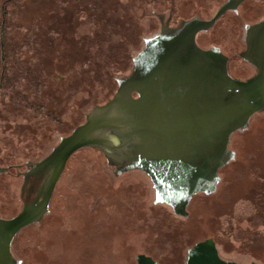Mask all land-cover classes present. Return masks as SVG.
Here are the masks:
<instances>
[{"label":"rangeland","instance_id":"1","mask_svg":"<svg viewBox=\"0 0 264 264\" xmlns=\"http://www.w3.org/2000/svg\"><path fill=\"white\" fill-rule=\"evenodd\" d=\"M224 1L0 0V166L44 158L114 95L145 39L166 22L207 20ZM240 14L227 13L200 43L213 38L232 73L246 77L254 71L235 42L242 23L264 15V0L245 2ZM228 148L233 158L218 171L215 191L192 197L185 216L154 202L143 172H118L99 149L81 148L49 212L17 234L11 251L22 264H136L138 254L184 264L189 247L211 239L226 260L264 264V111L231 135ZM21 184L14 168L0 173V216L21 210Z\"/></svg>","mask_w":264,"mask_h":264},{"label":"water","instance_id":"2","mask_svg":"<svg viewBox=\"0 0 264 264\" xmlns=\"http://www.w3.org/2000/svg\"><path fill=\"white\" fill-rule=\"evenodd\" d=\"M242 1H227L209 20L184 21L175 29L163 26L159 35L145 40L138 56L146 57L144 73L119 82L110 100L94 106L84 123L34 164L36 175L47 176L32 203L12 218L0 217V264H21L11 251L15 237L48 212L55 184L81 148L99 149L108 159L147 173L155 203L169 205L178 215H185L193 195L215 191L219 169L233 158L231 135L264 111V22L248 27L261 42L250 50L257 73L245 81L229 77L225 57L218 49H199L194 36ZM136 260L156 264L142 254ZM187 264L238 263L220 259L208 239L189 249Z\"/></svg>","mask_w":264,"mask_h":264},{"label":"flooded vegetation","instance_id":"3","mask_svg":"<svg viewBox=\"0 0 264 264\" xmlns=\"http://www.w3.org/2000/svg\"><path fill=\"white\" fill-rule=\"evenodd\" d=\"M227 1H229V0H225L218 8H217V10L214 12V14L212 15V16H210L207 20H209V19H211V18H213L214 16H215V14L217 13V11L219 10V8L222 6V5H224ZM257 1H259V0H243L242 2H240L238 5H237V7H235L234 9L232 8V9H228V10H226L219 18H217L216 19V21L214 22V24L210 27V28H208V29H206V30H202V31H198V32H196L195 33V36H194V43H195V45L199 48V49H201V50H204V51H211L212 49H218L219 50V52L221 53V55H223L224 57H225V60H226V64H225V66H226V71H227V74H228V76L229 77H231V78H233V79H236V80H240V81H245V80H248V79H250V78H252L256 73H257V67H256V64H255V62H254V60H253V58H252V55L250 54V50H252L253 49V47L255 48V46L256 45H258V44H260V42H261V40H260V36H256L255 34H251V31L250 30H248V27H250V26H255V25H257V24H260L261 22H264V15L260 18V19H258V20H256L255 22H252V23H242L241 25H242V29H243V34H242V37L240 36V38H238V40L235 42V43H239L241 46H242V48H241V50L239 51V52H237L236 53V55L238 56V58H240V59H242L243 60V62H245L248 66H250L252 69H253V71H254V73L253 74H251L250 76H246V77H244V76H236V75H234L233 73H232V71H231V69H230V56L221 48V44H218V43H215V40L213 39V38H210V39H208V41H210L211 43L209 44V46H203L201 43H200V41H202V40H205L206 38H207V35H208V33L210 32V30L217 24V22H219L224 16H226L227 15V13H231V18L233 17L234 19H237V18H240L241 17V14H240V8L242 7V5L245 3V2H257ZM190 20H192V19H189V20H184V21H190ZM184 21H182V22H184ZM182 22L179 24V26H177V27H175V28H179L180 26H181V24H182ZM229 25V24H228ZM164 26H166L168 29H175V28H169L168 27V22H166V24H164ZM163 28V27H162ZM162 28H161V30H162ZM161 30H160V32L159 33H157V34H155V35H153L152 37H154V36H156V35H159L160 33H161ZM204 37H206L205 39H204ZM149 38H151V37H149ZM199 38H201L200 40H199ZM148 39V38H147ZM146 40V39H145ZM145 40H144V48L137 54V56L133 59V67H132V70H131V73L127 76V77H125V78H122V79H119L118 81H117V88H116V90H115V92H114V95H115V93H116V91L119 89V82H121L122 80H124V79H127V78H133V77H138L139 75H141V74H143L144 73V69L142 68V64H144V61H146V57L144 56V57H138L139 56V54H141L144 50H145ZM214 41V42H213ZM231 41L233 42V40H231V39H226V44L228 45L229 43H231ZM113 95V96H114ZM112 96V97H113ZM131 96H132V98H134V99H137L138 98V94L136 93V92H132L131 93ZM111 97V98H112ZM110 98V99H111ZM109 99V100H110ZM108 101V100H107ZM106 101V102H107ZM105 102V103H106ZM104 103V104H105ZM103 105V104H102ZM89 113V112H88ZM87 113V114H88ZM86 114V115H87ZM84 123V122H83ZM72 132V131H71ZM69 135V134H68ZM68 135H66V136H68ZM66 136H64V137H66ZM63 138V137H62ZM231 138V137H230ZM61 139V138H60ZM58 144V143H57ZM57 144L53 147V148H55L56 146H57ZM229 146V145H228ZM52 148V149H53ZM52 149L50 150V152L46 155V156H48L51 152H52ZM45 156V157H46ZM44 157V158H45ZM44 158H42V159H44ZM42 159H40V160H27L24 164H15V165H8V166H5V167H1L0 166V173H4V172H8L10 169H12V168H14L15 169V171H16V175L18 176V177H21V179H22V184H21V186H20V199H21V202H22V206H21V210H22V208L24 207V205L25 204H29V203H32L34 200H35V198H36V196H37V192H38V190L40 189V187H41V185H42V183H43V181H44V179L46 178V176H47V173H44V174H42V173H40L39 175H36V171L34 170V164L35 163H37V162H39V161H41ZM114 166H116V167H118L117 168V171L118 172H125V171H129V170H138V171H141V172H143L149 179H150V181H151V178H150V176L147 174V173H145L144 171H142V170H140V169H136V168H129V166H130V164L131 163H120V164H118V163H116V162H114V161H112V160H110V159H108ZM66 166V165H65ZM224 167V166H223ZM222 167V168H223ZM65 169V168H64ZM221 169V168H220ZM219 169V170H220ZM64 171V170H63ZM58 182V181H57ZM57 184V183H56ZM56 184H55V186H56ZM151 184H152V187H153V190H154V202H155V189H154V186H153V183H152V181H151ZM55 186H54V188H53V191H52V193H51V196H50V200H51V197H52V194H53V192H54V189H55ZM197 194H200V193H197ZM197 194H195V195H197ZM204 194V193H203ZM195 195H193L192 197H194ZM192 197H191V199H192ZM190 199V200H191ZM50 200H49V204H50ZM190 202V201H189ZM157 204V203H156ZM160 204H165V203H160ZM165 205H167V204H165ZM167 206H169V205H167ZM170 207V206H169ZM171 208V207H170ZM172 209V208H171ZM20 210V211H21ZM173 210V209H172ZM19 211V212H20ZM18 212V213H19ZM48 212H49V205H48ZM47 212V213H48ZM174 212V211H173ZM185 212H186V210H185ZM17 213V214H18ZM46 213V214H47ZM17 214H15V215H17ZM45 214V215H46ZM15 215H13V216H9V217H2V216H0L1 218H12V217H14ZM44 215V216H45ZM176 215H178V214H176ZM185 215H186V213H185ZM185 215H179V216H185ZM44 216H43V218H44ZM42 218V219H43ZM41 219V220H42ZM41 220L39 221V222H41ZM39 222H37V223H39ZM34 224H36V223H34ZM31 225H33V224H31ZM30 226V225H29ZM24 229V228H23ZM206 240H208V239H205V240H202V241H199V242H197V243H201V242H204V241H206ZM197 243H195V244H197ZM194 244V245H195ZM193 245V246H194ZM193 246H191V247H193ZM216 246V245H215ZM191 247H189L188 249H187V251H186V259H185V262H184V264H187V260H188V251H189V249L191 248ZM216 250H217V255L219 256V258L220 259H222V260H224V261H227V262H235V263H238V264H256V263H254V262H249V263H240V262H237V261H233V260H226V259H224V258H222L221 256H220V254H219V251H218V249H217V247H216ZM138 255H140V254H138ZM137 255V256H138ZM142 255H145V256H147V257H150L156 264H160L157 260H155L152 256H150V255H148V254H142ZM136 256V257H137ZM15 257V256H14ZM18 260V259H17ZM135 260H136V258H135ZM20 261V260H19ZM21 262V261H20ZM21 264H22V262H21ZM136 264H137V260H136Z\"/></svg>","mask_w":264,"mask_h":264}]
</instances>
